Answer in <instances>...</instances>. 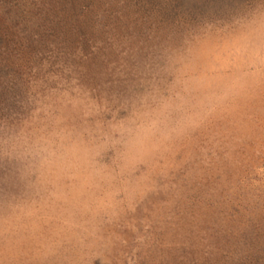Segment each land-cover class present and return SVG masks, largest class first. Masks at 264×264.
Segmentation results:
<instances>
[{"label": "rangeland", "instance_id": "obj_1", "mask_svg": "<svg viewBox=\"0 0 264 264\" xmlns=\"http://www.w3.org/2000/svg\"><path fill=\"white\" fill-rule=\"evenodd\" d=\"M0 264H264V0H0Z\"/></svg>", "mask_w": 264, "mask_h": 264}]
</instances>
